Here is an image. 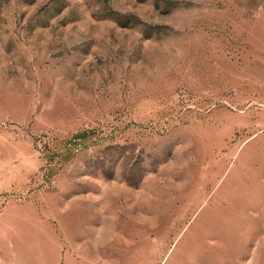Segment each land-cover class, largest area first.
Masks as SVG:
<instances>
[{"label": "rangeland", "instance_id": "obj_1", "mask_svg": "<svg viewBox=\"0 0 264 264\" xmlns=\"http://www.w3.org/2000/svg\"><path fill=\"white\" fill-rule=\"evenodd\" d=\"M0 264H264V0H0Z\"/></svg>", "mask_w": 264, "mask_h": 264}, {"label": "bare ground", "instance_id": "obj_2", "mask_svg": "<svg viewBox=\"0 0 264 264\" xmlns=\"http://www.w3.org/2000/svg\"><path fill=\"white\" fill-rule=\"evenodd\" d=\"M113 225H110V226H106V230L103 228V231L100 232V235H98L97 237H92V241H95L94 242V245L96 247H99V246H105L106 243L108 242V238H109V235L111 233V228H112ZM110 231V232H109ZM92 236V235H91ZM117 238H115L114 240H116ZM93 243V242H92ZM108 244V243H107Z\"/></svg>", "mask_w": 264, "mask_h": 264}, {"label": "crops", "instance_id": "obj_3", "mask_svg": "<svg viewBox=\"0 0 264 264\" xmlns=\"http://www.w3.org/2000/svg\"><path fill=\"white\" fill-rule=\"evenodd\" d=\"M76 255H77V253H76Z\"/></svg>", "mask_w": 264, "mask_h": 264}]
</instances>
